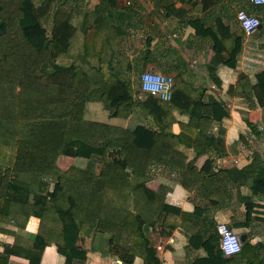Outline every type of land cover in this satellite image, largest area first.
I'll return each instance as SVG.
<instances>
[{
    "label": "trees",
    "instance_id": "1",
    "mask_svg": "<svg viewBox=\"0 0 264 264\" xmlns=\"http://www.w3.org/2000/svg\"><path fill=\"white\" fill-rule=\"evenodd\" d=\"M120 1L100 0L91 22L80 0H42L39 5L0 0V215L4 222L21 227L32 216L42 219L40 239L56 246L66 264H87L90 251L112 254L128 264H135L136 259L140 264H162L151 226L164 211L166 194L148 186V163L194 169L197 158L185 162L181 145L194 148L197 155L211 152L223 156L228 152L225 120L229 112L223 101L210 97V116L203 112V104L195 101L188 110L191 123L176 134L170 124L179 76H173L174 93L168 102L143 91L140 76L136 87L115 72V63L126 70L131 67L121 46L139 15L134 5H120ZM248 7L249 13L258 16L264 9L250 0ZM51 12L49 34L43 19ZM217 26L226 43L232 34L229 27L220 17ZM234 34L229 53H216L208 64L211 75L221 64L234 65L245 31L240 27ZM184 71L188 72V67ZM249 90L264 108V70L257 73L255 84L242 74L238 83L229 87L230 93L238 96ZM126 97L134 99L135 108L126 128L85 117L89 100L102 102L116 115L114 108ZM149 115L155 127L147 123ZM193 121H202V125L195 126ZM245 122L254 136L264 134V118L255 122L246 118ZM240 137L247 143L245 135ZM112 151L120 159H111ZM62 157L74 163L62 170ZM212 163L208 158L201 167L206 180H212ZM222 173L236 184L237 201L246 212V221L238 225L247 228L260 205L251 196L240 194L239 188L249 179L264 184V160L256 154ZM205 223L193 236H201L219 249L213 257L225 263L217 225ZM56 224L59 233L55 239ZM260 246L245 242L242 250ZM31 264H39L37 254H32Z\"/></svg>",
    "mask_w": 264,
    "mask_h": 264
},
{
    "label": "crops",
    "instance_id": "2",
    "mask_svg": "<svg viewBox=\"0 0 264 264\" xmlns=\"http://www.w3.org/2000/svg\"><path fill=\"white\" fill-rule=\"evenodd\" d=\"M196 1L198 3L190 0H136L138 10L146 8L143 24L140 22L138 26L134 22L132 26L133 32L138 31L143 42L132 47L133 51L130 52L136 63L130 62L128 70L134 71L136 68L134 72L140 71V76L142 71L152 68L179 76V89L176 90V105L170 124L176 134L191 123L188 110L195 101L203 104L202 110L206 116L212 113L210 97L223 101L229 112V118L225 120V145L228 152L223 156L211 152L197 155L194 148L181 145L179 150L184 154L185 162L197 158L194 169L186 171L148 163V186L166 194L164 211L151 226V238L158 248L162 264H192L198 258L202 260L197 264H264V201L261 200L264 184L249 179L240 186V194L251 196L260 205L255 207L258 211L254 209L256 212L252 214L250 225L242 228L238 224L246 221L245 206L237 201L236 184L226 173H222L233 167L235 161L250 160L256 154L264 160V134L254 136L245 122L246 118L253 122L262 120L264 108L258 105L253 90H249L245 96L232 95L229 91V87L236 85L242 74H246L250 82L255 84L257 73L264 70V31L261 30L264 27V9L259 14L263 26L249 35H242L234 65L221 64L211 75L208 64L212 57L216 53L227 55L232 48L234 33L240 28L235 23L237 13L233 16L235 14L232 12L236 3H244V0H207L202 4V0ZM217 17L223 18L225 26L232 33L226 43L218 32ZM258 31L261 37L255 39ZM147 41H150L148 45ZM144 57H147V61H144ZM186 67L188 72L184 71ZM218 82L222 86H218ZM133 102L132 98H124L116 111L118 124H108L126 128L135 109ZM88 106L85 117L87 110L90 109L92 113L96 110L95 105ZM193 122L195 126L202 125V121ZM147 123L155 127L152 115L148 116ZM241 135L246 136L247 143L240 140ZM233 144L234 151L231 150ZM160 156L169 157L167 154ZM116 158L120 159L118 154ZM208 158L213 160L209 174L213 176L212 180H206L200 172ZM183 171L186 172L183 174ZM185 177L187 185L183 184ZM1 221L0 264H31L32 254H37L39 264H66L56 246L44 244L43 239H40L42 219L32 216L24 227ZM205 222L216 225L226 222L246 239L245 242L262 246L244 249L235 258L225 255L223 258L226 262L222 263L220 258L213 257L219 249L205 243L201 236H193V231L202 228ZM54 229L57 232L53 238L56 239L59 226L56 224ZM190 238L197 246L190 243ZM88 255L87 264H128L112 254L100 251H90ZM136 261L135 264H140L139 259Z\"/></svg>",
    "mask_w": 264,
    "mask_h": 264
},
{
    "label": "rangeland",
    "instance_id": "3",
    "mask_svg": "<svg viewBox=\"0 0 264 264\" xmlns=\"http://www.w3.org/2000/svg\"><path fill=\"white\" fill-rule=\"evenodd\" d=\"M41 1L42 0H27L28 3H33L35 5H39L41 3ZM81 1H83V6L89 12V14H90L89 15V19L92 22L94 20V12L97 9V6L100 4V0H80V2ZM119 3H120V5H127V6H131V5L133 6L134 5L135 8H136V11L139 9V6H138L139 4H138V2H136V0H121ZM242 8L243 9H246L248 12H250L249 11L250 9L248 7V0H244V3H236V5H235L234 10H233L232 13H234L236 15L237 11L239 9H242ZM144 10H146V8L145 9L140 8V10L137 11L139 13L138 17L136 18V20H137L136 21V24L137 25L140 22H142V24H143L142 17H143L144 14L146 15V11H144ZM143 11H144V13H143ZM235 15H233V16H235ZM140 17H141V19H140ZM235 23L237 25H239L236 20H235ZM43 25L46 28L47 32L49 34H51V30H52V12L46 18L43 19ZM131 28H132V26L130 28H128V30H127L128 33L126 34V36L124 37V40L122 42L121 51H122V53L125 54L126 58H128L129 61L135 62L134 61L135 60V57H133V55H132V53L130 51L131 50L133 51L132 47L134 48V44H137L138 45L140 42L142 43L143 40L141 38L142 36H139L140 34L138 33V31H136L134 33L133 32L134 29L133 28L131 29ZM260 33L261 32L258 31L256 33V35L254 36V38L255 39H258L259 37H261ZM69 63L70 62H68V61H66V62L62 61V64H64V65H67ZM114 67L116 68L115 69V72H119L120 73L119 75L121 77L127 78V80L129 78L134 83V85L136 87L139 86V84H138L139 72H134V71H136V68L134 69V71H132V70H126L123 66H120L117 63L114 64ZM162 73L168 74L166 72H162ZM90 104L95 105L96 110L93 111V113L90 111V109L87 110V112H86V118L88 120L101 121L103 123L118 124L116 122V121H119V120L116 119L117 118V113H116V115L115 114H112L113 113V110L111 108L107 107L102 102H99V101H96V100H89V102L87 103V106L90 105ZM88 107L90 108L92 106H88ZM114 110L115 111L117 110V106H116V108H114ZM116 157H117V153L116 152H112L111 159H113V160L114 159H118ZM73 163H74V160L71 159V158H67V157H62L60 159V161H59V164H60L62 170L67 169ZM88 169L89 170H92V171H95L96 170L95 166H89Z\"/></svg>",
    "mask_w": 264,
    "mask_h": 264
},
{
    "label": "built area",
    "instance_id": "4",
    "mask_svg": "<svg viewBox=\"0 0 264 264\" xmlns=\"http://www.w3.org/2000/svg\"><path fill=\"white\" fill-rule=\"evenodd\" d=\"M254 5L264 6V0H250ZM239 26L246 34H251L262 24L261 18L249 13L246 9H239L237 12ZM175 79L170 74H164L155 70H145L140 75L142 90L160 97L164 101H171L174 93ZM238 163V161H235ZM2 225L0 215V226ZM217 232L220 236V248L226 256H235L241 253L243 242L240 235L226 222L217 224Z\"/></svg>",
    "mask_w": 264,
    "mask_h": 264
},
{
    "label": "water",
    "instance_id": "5",
    "mask_svg": "<svg viewBox=\"0 0 264 264\" xmlns=\"http://www.w3.org/2000/svg\"><path fill=\"white\" fill-rule=\"evenodd\" d=\"M262 26H263V25L261 24V25L258 27V29L261 28ZM148 70H152V71H153L152 68H150V69H148ZM240 238H241L242 242L244 243L246 239H245L244 237H241V236H240Z\"/></svg>",
    "mask_w": 264,
    "mask_h": 264
}]
</instances>
